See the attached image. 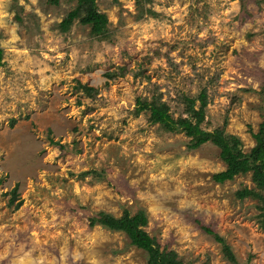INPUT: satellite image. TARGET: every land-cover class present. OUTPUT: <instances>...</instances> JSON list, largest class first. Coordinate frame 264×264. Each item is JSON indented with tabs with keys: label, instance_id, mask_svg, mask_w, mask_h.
Masks as SVG:
<instances>
[{
	"label": "rangeland",
	"instance_id": "rangeland-1",
	"mask_svg": "<svg viewBox=\"0 0 264 264\" xmlns=\"http://www.w3.org/2000/svg\"><path fill=\"white\" fill-rule=\"evenodd\" d=\"M95 2L108 20L102 40L76 22L59 29L72 1L0 0V264H144L122 232L88 225L98 211L137 209L143 229L188 264H229L192 217L239 264H264L255 200L233 195L252 185L249 172L215 183V146L187 149L183 133L131 114L151 84L164 100L203 86L207 128L226 116L248 151L264 110V0ZM117 66L124 75H104Z\"/></svg>",
	"mask_w": 264,
	"mask_h": 264
},
{
	"label": "trees",
	"instance_id": "trees-1",
	"mask_svg": "<svg viewBox=\"0 0 264 264\" xmlns=\"http://www.w3.org/2000/svg\"><path fill=\"white\" fill-rule=\"evenodd\" d=\"M47 1L56 4L58 0ZM69 1H72L73 4L58 22L59 29L65 31L76 22L81 26H88L90 37L105 39L108 35V20L105 13L98 10L95 0ZM138 1L140 0H136L137 4H139ZM157 54L165 55L159 52ZM2 55L3 50L0 47V66L3 64ZM124 72L123 66H117L116 70L106 71L104 75L108 78H115L124 75ZM136 75L138 73L134 72L133 76ZM75 88L90 99L95 98L98 92L97 88L77 80ZM148 91V96L140 94L135 96L131 114L137 116L140 113H146L147 123L158 124L164 132L183 133L188 137L187 149H196L207 142L215 146L218 149V158L224 164L223 169L211 175V179L215 183H223L236 175H244L249 172V180L252 185L236 188L233 195L240 200L244 198L255 200V208L258 211L255 220L258 226L262 228L264 226V110L260 114L262 119L257 130L254 133L251 132L253 145L244 152L240 139L225 131L226 116L223 117L220 125L207 128L204 109L210 100L208 88L202 86L196 94L192 95L181 88H173V96L166 100L162 99V93L157 90L155 84H151ZM260 93H262L264 100V85L261 87ZM50 142L59 148L62 147L57 141L50 140ZM97 174L95 173L94 177H100ZM14 190L15 188L12 191ZM192 221L199 229L213 237L229 264H239L222 236L218 235L209 225L203 224L199 218L192 217ZM88 225H99L111 231L122 232L131 246L146 254L144 264H188L174 250L160 247L155 237L150 236L143 229L146 225L143 209H137L133 213L123 210L121 215L117 217L98 211L88 216Z\"/></svg>",
	"mask_w": 264,
	"mask_h": 264
}]
</instances>
